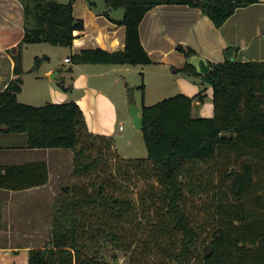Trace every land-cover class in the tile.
Listing matches in <instances>:
<instances>
[{"label": "trees", "instance_id": "1", "mask_svg": "<svg viewBox=\"0 0 264 264\" xmlns=\"http://www.w3.org/2000/svg\"><path fill=\"white\" fill-rule=\"evenodd\" d=\"M20 1L24 34L13 55L14 77L0 91V133L25 134L30 149L72 150L71 175L83 180L62 190L53 212L51 240L29 251L28 264H109L98 256L101 241L127 251V226L137 235L142 227L148 230L144 252L133 253L141 259L132 256L128 264H148L153 247L161 243L163 256L165 251L173 264H264V61L231 60L229 47L223 62L210 64L204 76L187 62L183 69H174L200 76L210 85L213 115L192 116L193 98L204 101L201 91L193 97L180 92L142 104L140 131L147 156L124 161L111 136L88 131L77 102L30 105L17 100L22 88L21 47L34 43L70 47L74 31L84 30L83 21L73 15V0ZM104 1L107 9H123L117 24L125 27V47L85 48L69 57L73 64H152L140 43L139 23L159 4L198 7L220 27L237 8L258 0ZM176 49L185 57L195 55L189 47ZM40 60L34 58L30 71L39 68ZM110 160L115 164L108 171L111 178L133 171L144 180L136 199L120 192L118 181L110 178L84 182L92 171L111 165ZM47 174L45 162L0 166V188L15 191L44 185ZM197 196L209 197L200 208L214 227L209 238L195 221L192 212L197 207L186 209L185 200Z\"/></svg>", "mask_w": 264, "mask_h": 264}, {"label": "crops", "instance_id": "2", "mask_svg": "<svg viewBox=\"0 0 264 264\" xmlns=\"http://www.w3.org/2000/svg\"><path fill=\"white\" fill-rule=\"evenodd\" d=\"M78 4V0H73L72 11L76 18L83 21L84 30L74 31L75 38L72 46L69 47V54L58 61V65L52 62L51 53L39 57L37 52L33 51V61L35 57L44 58V61L40 60L39 68L30 71L33 64L28 65L26 61V56L31 54L30 47L42 46L45 43L21 47L22 88L17 94V100L19 95L26 91V82L28 83L32 77L34 82L31 88L32 95L39 96L43 93V96L46 94L53 98L50 102L66 103L68 100L66 94L60 92L57 89L59 84L54 82L62 79L63 89H69L70 94L74 91L80 93V96L73 98L72 101L79 104L88 131L95 134L88 120L89 110L87 112L84 110L85 105L91 104L93 113L99 117L102 126L108 129L114 126L118 114L121 113L113 97L119 96L120 101H123L125 93L121 95L122 90L128 89V82L123 72L131 70L126 64L64 62L65 58L78 54L85 48L99 47L108 51H118L125 47V27L117 24L122 19L123 9L113 16L112 9L106 7L102 12H98L95 9L96 4L91 0H82ZM23 25L24 12L21 1L0 0V91L4 90L14 77L13 55L17 53V45L23 37ZM139 34L140 43L152 61V64L146 65L147 68H157V70L169 68L175 75L183 74L194 82L197 76L195 80H191L193 76L185 71L174 72V69H183L186 64V57L176 49L178 45L191 48L195 54L204 57L210 64L223 62L224 51L229 47L236 49L229 52L228 57L231 60L264 61V0H258L248 7L237 8L220 27L213 25L198 7L159 4L143 16L139 23ZM68 68L71 70L68 71ZM146 70L148 69L142 68L140 73ZM187 79H183L185 87L189 85ZM65 82L70 85L66 87ZM198 92L200 90L196 93L191 91L184 93L193 97ZM208 94L211 98L210 93H205L204 100L207 99ZM193 99L192 115L196 104L201 103L197 97ZM41 101L43 104L50 103L46 98H42ZM136 109L140 115V108L133 105L130 110ZM129 114L131 115V112ZM66 159L73 161L72 150L30 149L27 147L25 134L0 133V166L45 162L48 173V182L44 185L15 191L0 188V264H28L29 251L36 248L31 245V238L43 233V230L50 232L48 225L42 223V217L49 215L51 211L57 195L56 190L63 178L62 166L67 162ZM71 168H73L72 164Z\"/></svg>", "mask_w": 264, "mask_h": 264}, {"label": "rangeland", "instance_id": "3", "mask_svg": "<svg viewBox=\"0 0 264 264\" xmlns=\"http://www.w3.org/2000/svg\"><path fill=\"white\" fill-rule=\"evenodd\" d=\"M60 3L65 4L69 0H57ZM82 0H78V3L80 4ZM91 2H94L96 4L95 9L98 12H102L105 10V1L104 0H91ZM78 4V5H79ZM122 10L120 9H112V15L115 16L117 11ZM33 51L37 52V55L39 57H43L44 54L51 53V60L54 62V65H58V61H60L64 56L69 54V47H59V46H54L51 44H42V46H34L30 47V55L26 56V61L28 62V65L33 64V57L32 53ZM49 51V52H48ZM44 61V58L41 59V62ZM40 64V63H39ZM44 65H48L44 63ZM67 66V65H66ZM131 71H124L123 74L125 76L126 82H128V89L126 91L122 90L125 93V98L123 101H120L121 98L119 96H114L113 100L118 103L120 114H118V117L116 118V122L114 126L110 127L109 129L102 126L101 120L99 117H97L93 113V109L91 108V104H86L85 105V111L89 110L88 117L90 116L89 123L91 130L96 134H102L105 133L108 136H111L114 141V145L116 146V150L118 152V155L121 157L122 160H134V159H143L146 157V147L145 143L143 140V137L141 136V131L138 130L134 123L133 119L131 118V115L129 114L131 107L134 105L138 108L141 109L142 104L145 105H152L157 102H159L161 99L170 97L173 95H176L180 92L188 93V92H193L196 93V91H201L202 94L205 95V93H210L211 94V87L209 84H207L204 80L202 81L201 77L197 76V80H195L196 77H192L191 80H195L194 82L188 80L183 74H177L173 73L169 68H161L157 70V68H147L146 65L143 64H138V65H129ZM142 68L148 69L144 73H140L142 71ZM56 69V68H55ZM144 71V70H143ZM42 74V73H41ZM183 79H187L189 81V85L185 87V81ZM62 79L60 80H54V82H61ZM68 81V80H66ZM56 83V84H57ZM33 78L31 77L30 81L27 83V88L26 91L21 93L18 97V101L21 103L25 104H35V105H40L43 104V101L41 99L46 98L48 102H50V99H53L50 97V95L43 96L44 94L41 93L39 96H34L32 95V86H33ZM55 84V83H54ZM66 87L69 86L68 82H65ZM143 85V86H142ZM64 84L62 83L58 85V90L60 92H64L66 95V100L72 101L73 98L79 97L80 93L78 91H74L73 94H70V91L63 89ZM66 91V92H65ZM68 91V92H67ZM35 92V89H34ZM205 97V96H204ZM202 108V110H200ZM86 114V113H85ZM94 114V116L91 118V115ZM201 115L202 117H211L213 115V106H212V98L208 97L201 103H197L195 106V110L193 112V117H197ZM84 116V114H83ZM120 127H122V130H119ZM94 128V129H93ZM102 134V135H105ZM66 163L62 166L63 167V173H62V180L61 184L58 185V189L56 190V197L54 199L53 205L51 207V211L49 212V215H45L42 217V223L45 225H48V230L50 232L47 233L46 230H43L44 232L41 234L35 235V237L31 238V245L36 248H42L47 243L51 240L52 236V231H51V226H52V221H53V212L56 209L55 204L57 203V200L62 196V190L61 187L63 185H73V183L78 182L81 183L83 180L79 178H75L71 175L72 168L70 162V159H66ZM111 161V160H110ZM115 166L114 162L111 161V165H104L100 168H97L96 170L92 171L90 174H88V177L84 179V182L86 184L90 180H96V181H101L107 178H110L111 182L112 181H118V185L122 187L119 188V191L121 192L122 190L125 192L130 193L134 199L138 196L139 191H142L145 186L144 180L142 181V178L137 177L136 174L133 173V171H129V174H131V179H128L127 176L129 174H123V172L117 176L116 180L115 178H111L112 176L109 175L110 170H112ZM126 167L124 168L125 171ZM52 171V170H51ZM71 171V172H70ZM68 172V173H67ZM52 176V174H51ZM124 176V177H123ZM109 190L113 188H108ZM209 201V197H195L193 199H186V209H191L192 207H197L195 208V211L192 212L193 215L196 217L195 221L201 227L203 230V236H206L209 238L211 232H213L214 227L212 226L211 220L207 219L208 216L206 215V212L203 211L205 204ZM196 205V206H195ZM136 208H140L139 204L136 202L135 203ZM203 206V207H201ZM188 209V211H189ZM192 210V209H191ZM143 213V210L140 211ZM52 213V215H51ZM194 218V217H193ZM145 219L141 220V222L145 223ZM139 222V220H138ZM130 233V237L128 239V243L126 244L125 247H127V251H119L116 250L115 248L112 247L110 241H101L100 248L101 250L99 251L98 256L103 257V259L108 262L109 264H128V259L132 256L137 257V255H133L135 252L136 254H139L140 252H144V247L142 246L143 241H145L146 236H148V230L144 227L140 228L142 232L135 234L137 230L134 228H129L128 226L126 227ZM15 241L17 242V237H15ZM149 242V241H148ZM151 245V244H150ZM156 245V244H155ZM162 243L157 246V248L153 247L152 255L149 257V263L151 264L153 261L154 262H159L160 264H173L170 262V257L165 256L166 253L164 251V256L163 252H161V249H163ZM201 248V247H200ZM200 251V250H199ZM113 255H116L113 257ZM194 263H196V260H193Z\"/></svg>", "mask_w": 264, "mask_h": 264}, {"label": "water", "instance_id": "4", "mask_svg": "<svg viewBox=\"0 0 264 264\" xmlns=\"http://www.w3.org/2000/svg\"><path fill=\"white\" fill-rule=\"evenodd\" d=\"M185 62L192 65L194 69L196 70L197 74L201 76L206 75L210 71V62H208L204 57L199 56L197 54L186 57ZM130 112H131V116H132L135 127L138 130H141L143 119L141 118V115H139L138 109H136L135 111L130 110ZM69 188H70L69 185H63L61 187V190L65 192Z\"/></svg>", "mask_w": 264, "mask_h": 264}, {"label": "built area", "instance_id": "5", "mask_svg": "<svg viewBox=\"0 0 264 264\" xmlns=\"http://www.w3.org/2000/svg\"><path fill=\"white\" fill-rule=\"evenodd\" d=\"M64 62H65V63L70 62L69 57L65 58V59H64ZM120 130H122V127H120Z\"/></svg>", "mask_w": 264, "mask_h": 264}]
</instances>
